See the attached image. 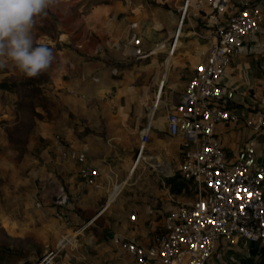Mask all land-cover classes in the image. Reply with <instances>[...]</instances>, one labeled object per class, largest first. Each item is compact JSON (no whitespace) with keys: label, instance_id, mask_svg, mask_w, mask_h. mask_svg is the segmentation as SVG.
I'll list each match as a JSON object with an SVG mask.
<instances>
[{"label":"crops","instance_id":"crops-1","mask_svg":"<svg viewBox=\"0 0 264 264\" xmlns=\"http://www.w3.org/2000/svg\"><path fill=\"white\" fill-rule=\"evenodd\" d=\"M201 1L202 10L182 26L171 54L177 0H54L47 14L37 18L35 41L46 44L55 59L46 72L33 78L34 97L41 103L35 111L40 115L37 130L30 137L42 145L36 149L40 161L32 183L16 182L14 189L5 188L0 197V227L10 240L32 236L37 225L53 237L61 234L64 230L55 220L59 215L55 196L62 192L71 201L70 218L77 225L87 223L80 243L65 253L58 251L55 264H131L113 245V236L147 244L161 232L164 214L195 199V193L171 194L164 180L174 174L183 149L180 138L168 130L166 115L212 43L196 35L210 27L213 15L210 0ZM259 6L264 25V0H259ZM225 17L226 13L218 20ZM134 39L138 45H133ZM136 47L141 54L134 53ZM12 64L4 66L2 75L9 73ZM19 75L20 89L27 93L28 79ZM219 83L233 91L231 107L239 116V121L215 128L226 158L233 160L243 139V119L258 109L264 111L262 33L244 44ZM123 98L127 99L124 104ZM15 102L13 96L0 101V107ZM62 106L69 120L57 123L54 109ZM16 109L10 110L13 119L19 117ZM0 115L9 121L4 110ZM5 126L0 124V132L5 133ZM55 133L61 134L66 149L83 152L84 163L99 171L94 184L80 180L77 162L62 159V148L51 137ZM129 138L134 140L132 147L123 141ZM5 142L0 135V143L10 145ZM255 155L264 165V133L256 136ZM263 256L262 245L238 237L232 242L220 238L208 264H256Z\"/></svg>","mask_w":264,"mask_h":264},{"label":"built area","instance_id":"built-area-1","mask_svg":"<svg viewBox=\"0 0 264 264\" xmlns=\"http://www.w3.org/2000/svg\"><path fill=\"white\" fill-rule=\"evenodd\" d=\"M177 1L178 16L168 54L172 53L182 26L202 10L201 0ZM209 6L213 11L210 27L196 35L212 43L166 115L170 134L180 138L183 148L173 171L194 183L195 199L164 214L161 232L147 244L113 236V245L129 257L131 264H208L220 238L232 242L238 237L245 242L264 244V165L257 162L255 155L256 136L264 133V111L258 109L243 119V139L233 160L226 158L215 136L218 124L239 121L231 107L233 91L222 86L219 78L253 35L262 33L264 39L263 11L259 0H210ZM224 13L226 17L218 20ZM132 43L138 45L139 40ZM134 53L139 55L141 51L136 47ZM55 139L62 148V159L79 164L80 180L85 185L94 184L99 171L84 163L85 154L66 149L59 136ZM141 149L142 145L131 170ZM55 199L63 224L70 225V198L58 192ZM86 223L62 235L60 240L72 236L60 246L43 252L33 264H54L60 247L74 243Z\"/></svg>","mask_w":264,"mask_h":264},{"label":"rangeland","instance_id":"rangeland-1","mask_svg":"<svg viewBox=\"0 0 264 264\" xmlns=\"http://www.w3.org/2000/svg\"><path fill=\"white\" fill-rule=\"evenodd\" d=\"M9 64L10 62L7 61L3 63L2 66L8 67ZM19 77V70L15 67L14 64H12V67L9 68V73L3 75L2 73H0V90L5 91L4 93L0 92V101L7 100L8 98H13V96H15V98L17 99V102H15L14 104H8V106H6L5 108L4 106L0 107V111L4 110L6 112V115H9L8 117H6L9 118L8 122L3 118L2 115H0V118H3L0 119V124L4 123L7 125L5 126V133L1 131L0 135L2 136V139H5L6 142L10 144L5 145L4 143H0V197L5 188L7 190L14 189V186H17L16 182L25 181L32 183V175L35 174V166L40 161V157L37 155L36 149L42 145V142L37 140L35 136L30 137V135L36 133L37 130L36 119H39L40 115L35 111H39V107L37 105L41 103V101L35 99V92L33 95L29 96V94L32 92L30 89L27 92L28 95H26L27 93L22 92V90L20 89L22 85ZM139 78L142 83H146L145 81H147V79L145 76L140 75ZM7 92L10 93L8 97L4 95L7 94ZM44 99L48 101V97L46 95ZM122 101L124 104L127 99L123 98ZM16 106L18 107L17 109L15 108ZM14 109L20 112L19 117L16 119H13L12 114H10ZM130 110V115L131 117H133V112L135 111V109L131 107ZM146 110L147 108L143 109V113ZM54 114V120H56L57 123H59L60 121L66 123L69 120V113H66V108L63 106L62 108L56 107L54 109ZM141 120L143 122L144 119ZM55 136H59L60 139H63L60 133L51 134V137L54 141L56 140ZM123 141H127L130 147L135 144L134 140L130 138ZM109 191H111V188ZM1 212L2 211L0 209V215ZM55 220L57 224H61L62 230H64L57 237H53L48 231H43L41 225H37L38 231L36 230V232L39 234L36 235V232L33 231L32 236H24L19 239L10 240L7 235H5L4 230L0 227V246L10 245L11 243L12 249H15L14 251L16 253L21 254V256L25 255L28 258H34L40 253L47 252L50 249H54V247L56 248L57 246H60L59 240L61 239L62 235L72 233L75 228L80 226L82 223L87 222V220H84V222H81L79 225H77L75 220L70 218L69 220L71 224L65 226L61 220L60 215L57 214ZM83 231L81 232V234H78L75 237L74 243L70 242L71 245L60 247L61 249L59 250V252L61 251L62 253L63 251L65 253L69 247L73 248L76 244L80 243V238L83 237ZM59 252L57 254H59ZM57 254L54 259V264L57 261ZM0 264H10V262L9 260L8 262L6 260L4 262L0 258Z\"/></svg>","mask_w":264,"mask_h":264},{"label":"clouds","instance_id":"clouds-1","mask_svg":"<svg viewBox=\"0 0 264 264\" xmlns=\"http://www.w3.org/2000/svg\"><path fill=\"white\" fill-rule=\"evenodd\" d=\"M54 0H0V64L12 62L27 78L38 77L52 65L55 56L43 43L37 44V18L46 15Z\"/></svg>","mask_w":264,"mask_h":264},{"label":"trees","instance_id":"trees-1","mask_svg":"<svg viewBox=\"0 0 264 264\" xmlns=\"http://www.w3.org/2000/svg\"><path fill=\"white\" fill-rule=\"evenodd\" d=\"M5 68L0 64V73H4ZM26 81L29 83V88L32 91L29 95H33L35 92V82L36 80L33 78H27ZM31 82V83H30ZM32 97V96H31ZM165 184L168 187V190L171 194L179 195L186 193L194 194L196 192L194 183H192L190 180H186L182 178L178 173H174L171 177L164 180ZM15 249H12L11 243L10 245H4L0 246V258L2 261L5 262V260L10 262V264H33L36 258H40L42 256V253L36 255L34 258H28L27 256H21V254H18L14 251Z\"/></svg>","mask_w":264,"mask_h":264},{"label":"water","instance_id":"water-1","mask_svg":"<svg viewBox=\"0 0 264 264\" xmlns=\"http://www.w3.org/2000/svg\"><path fill=\"white\" fill-rule=\"evenodd\" d=\"M263 164H264V158H263ZM103 207L104 206H102L98 211H100ZM262 248L264 249V244L262 245ZM256 264H264V256Z\"/></svg>","mask_w":264,"mask_h":264},{"label":"bare ground","instance_id":"bare-ground-1","mask_svg":"<svg viewBox=\"0 0 264 264\" xmlns=\"http://www.w3.org/2000/svg\"><path fill=\"white\" fill-rule=\"evenodd\" d=\"M59 244L61 245L63 242H67L65 239L59 240Z\"/></svg>","mask_w":264,"mask_h":264}]
</instances>
